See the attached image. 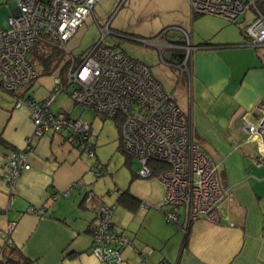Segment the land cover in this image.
I'll list each match as a JSON object with an SVG mask.
<instances>
[{"label": "crops", "instance_id": "crops-1", "mask_svg": "<svg viewBox=\"0 0 264 264\" xmlns=\"http://www.w3.org/2000/svg\"><path fill=\"white\" fill-rule=\"evenodd\" d=\"M183 3L187 13L177 24L160 30L145 27L133 31L145 35L137 34L141 39L154 40L161 53L167 51L165 43L177 46L170 51L178 56L184 41L174 28L189 34L194 49L188 81L199 90L200 97L209 96L210 110L215 115L227 114L221 146L201 136L195 138L192 125L194 140L220 165L218 177L226 197L219 208V223L198 220L189 225L186 233L170 227L156 209L163 193H156L149 205L143 204L140 196L132 195L148 209L141 210L139 206L130 211L116 205L124 212L114 211L112 222L132 241L122 250L120 264H141L142 260L145 264H264V157L243 130L245 122L255 123L254 107L264 101V48L255 50L221 40L194 41L192 31L186 30L193 14L188 1ZM230 44L238 46L226 47ZM26 91L7 94L9 97L0 95V230L6 223L15 224L11 248L31 264H102L89 252L96 209L85 205L84 197L91 191L83 182L63 195L90 171L83 157L64 145L67 136L63 131L33 138V151L27 155L30 169L20 174L15 182V198L8 199L2 179L6 156L22 149L25 139L33 133L27 110L14 108V98ZM260 159L262 163L257 165ZM31 207L43 209V215L28 214ZM150 250L153 253L145 258Z\"/></svg>", "mask_w": 264, "mask_h": 264}, {"label": "built area", "instance_id": "built-area-1", "mask_svg": "<svg viewBox=\"0 0 264 264\" xmlns=\"http://www.w3.org/2000/svg\"><path fill=\"white\" fill-rule=\"evenodd\" d=\"M10 1L14 8L6 19V28H0V89L6 94L18 95L39 76L31 64V53L36 45L43 42L68 53L66 44L92 14L99 0H0V4ZM187 1L192 14L218 16L230 23H237L240 17L244 20L245 13L252 10V22L242 28L244 47L264 48V0ZM174 29L182 34L184 41L179 48L182 57L174 67L179 79H188L194 47L185 30ZM100 31L101 40L82 59L68 53L66 86L56 77L50 95L42 102L17 98L15 108L22 105L29 111L33 135L26 139L24 148L6 156L2 179L8 189V199L15 198V182L20 174L30 169L27 155L33 150L34 137L63 131L80 156H93L90 124L71 119L64 110L51 111L57 97L65 91L75 106L120 122V147L127 156L140 162L138 176L151 177V163L165 166L166 169L154 177L163 189L162 201L156 209L163 214L166 223L183 233L198 220L219 223V208L226 197L218 177L220 165L194 140L189 113L177 106L172 94L163 89L145 64L120 49L101 45L102 39L110 34L108 25ZM142 42L158 48L154 40ZM164 48L178 47L165 43ZM163 62L171 66L170 62ZM254 111L255 123L245 122L243 130L248 141L255 142L258 153L264 157V101L259 102ZM260 160L257 165L262 163ZM78 185H71L63 195L67 196ZM84 203L96 209L90 254L102 264H120L122 250L131 246L132 241L114 226L113 207L99 203L91 192L85 195ZM144 206L140 205V209ZM27 213L41 216L44 211L31 207ZM14 225L6 223L4 230H0V264H10L3 255L6 247L11 246Z\"/></svg>", "mask_w": 264, "mask_h": 264}, {"label": "rangeland", "instance_id": "rangeland-1", "mask_svg": "<svg viewBox=\"0 0 264 264\" xmlns=\"http://www.w3.org/2000/svg\"><path fill=\"white\" fill-rule=\"evenodd\" d=\"M183 1L185 0H99L92 14L66 44V49L71 56H81L80 59H82L87 51L101 40L100 28L108 25L110 34L102 39L101 45L120 49L130 58L145 64L163 89L172 94L177 106L182 111L189 113L194 137L198 139V136H201L210 144L221 146L219 140L227 114L223 116L224 118L221 114L215 115L214 111L210 110L209 96L200 97L199 90L193 83L191 85L187 78L179 79L174 66L180 62L182 56H178L179 54L170 50L162 51L163 55L160 56L161 51L157 47L144 44L142 41L145 39H141L137 34L145 35L133 31L135 28L145 27L149 30H160L161 27L177 24V20H184L183 13L186 11H183ZM13 8L14 3L11 1L0 4V28H6V19ZM244 18L242 20L240 17L237 23H230L218 16H195L186 30L192 31L194 41L199 39L212 42L221 40V42L243 44L239 28L242 29L252 22L253 11H247ZM48 52H52L54 58L46 71L39 63V58ZM68 53L64 50L54 49L53 45L38 43L31 53V64L38 71L39 76L22 96H17L18 100H26L28 96L34 102L45 100L50 95L49 91L53 88L56 77H59L63 85L66 86V73L70 57ZM161 57L165 62H170L171 66L165 65ZM0 95L9 97L1 89ZM14 99L13 102L16 103L17 98ZM22 108L26 109L30 116L28 109L22 105L15 110ZM61 109L68 112L71 119H80L82 122L90 124L91 141L94 144L93 156H81L83 161L89 165L90 171L86 173L79 185L84 182L87 191H91L105 205L112 206L113 212H124L115 205L117 196L124 191L137 195V197L140 196L143 204L148 205L156 198V193L159 196L163 193L161 184L154 176L149 178L138 176L141 169L140 162L127 156L121 150V126L119 128L116 121L107 119L90 109L75 106L65 91L57 97L51 107L53 112ZM21 120L24 122L23 115H21ZM32 135L33 133L28 138ZM64 145L67 148L70 147L72 153L76 152L71 147L69 140H65ZM115 190H117V194ZM144 207L143 209H148L146 205ZM170 227L175 229L172 225Z\"/></svg>", "mask_w": 264, "mask_h": 264}, {"label": "trees", "instance_id": "trees-1", "mask_svg": "<svg viewBox=\"0 0 264 264\" xmlns=\"http://www.w3.org/2000/svg\"><path fill=\"white\" fill-rule=\"evenodd\" d=\"M195 16H200V15H196L193 14V17ZM239 33L243 38L244 41V36H243V32L242 29L239 28ZM51 45V44H49ZM239 46H244L243 44H238ZM238 45H234V44H230L227 45L226 47H235ZM54 49H57L55 46H53ZM54 58V55L52 52H48L46 53L44 56H41L39 58V63L44 67V69L46 71H48V66L49 64L52 62ZM117 126L120 128L121 124L118 120H116ZM92 145L94 146L93 142ZM150 167L152 169V176H156V174H158L159 172L165 170V166H162L161 164H157V163H151ZM117 194V193H116ZM100 201V200H98ZM101 204H103L101 201L99 202ZM116 204L118 206H121L122 208L126 209V210H130V211H135L139 208V206L141 205L140 200L135 198L134 196H132V194H130L128 191H124L122 193H120L117 198H116ZM12 246V245H11ZM7 247L4 250V259L10 263V264H31L29 261H27L26 259H23L15 250V248H11Z\"/></svg>", "mask_w": 264, "mask_h": 264}, {"label": "water", "instance_id": "water-1", "mask_svg": "<svg viewBox=\"0 0 264 264\" xmlns=\"http://www.w3.org/2000/svg\"><path fill=\"white\" fill-rule=\"evenodd\" d=\"M8 196H9V194H8ZM134 250H135V252L138 253V251H137L135 248H134ZM152 253H153V251L150 250V251L148 252V254H146L145 258L148 257L149 255H151ZM141 264H145L143 260H142ZM160 264H162V263H160Z\"/></svg>", "mask_w": 264, "mask_h": 264}]
</instances>
